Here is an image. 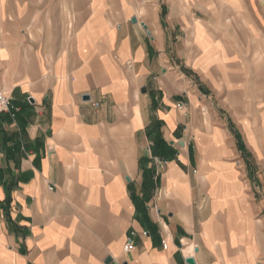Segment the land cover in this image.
Here are the masks:
<instances>
[{
  "label": "crops",
  "instance_id": "0c3cea01",
  "mask_svg": "<svg viewBox=\"0 0 264 264\" xmlns=\"http://www.w3.org/2000/svg\"><path fill=\"white\" fill-rule=\"evenodd\" d=\"M0 80V264H264V0H0Z\"/></svg>",
  "mask_w": 264,
  "mask_h": 264
},
{
  "label": "built area",
  "instance_id": "2783aa9c",
  "mask_svg": "<svg viewBox=\"0 0 264 264\" xmlns=\"http://www.w3.org/2000/svg\"><path fill=\"white\" fill-rule=\"evenodd\" d=\"M10 98L7 96V94H4L1 80H0V113L7 110L9 106ZM125 251H131L133 247V242L130 238L127 239L125 244L123 245Z\"/></svg>",
  "mask_w": 264,
  "mask_h": 264
},
{
  "label": "water",
  "instance_id": "95a60500",
  "mask_svg": "<svg viewBox=\"0 0 264 264\" xmlns=\"http://www.w3.org/2000/svg\"><path fill=\"white\" fill-rule=\"evenodd\" d=\"M132 21H135V18H132ZM185 261H186L188 264H195V261H193L192 258H186Z\"/></svg>",
  "mask_w": 264,
  "mask_h": 264
}]
</instances>
